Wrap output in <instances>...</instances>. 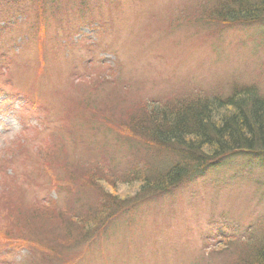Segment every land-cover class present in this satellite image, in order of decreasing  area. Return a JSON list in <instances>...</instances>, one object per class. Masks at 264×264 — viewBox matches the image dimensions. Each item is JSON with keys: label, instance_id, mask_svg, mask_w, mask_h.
<instances>
[{"label": "rangeland", "instance_id": "rangeland-1", "mask_svg": "<svg viewBox=\"0 0 264 264\" xmlns=\"http://www.w3.org/2000/svg\"><path fill=\"white\" fill-rule=\"evenodd\" d=\"M6 1L0 264H238L248 231L264 233V153L139 204L117 182L163 162L125 140L146 108L243 86L264 97V22L211 24L215 0H74L40 18L33 0ZM107 193L125 206L100 226Z\"/></svg>", "mask_w": 264, "mask_h": 264}, {"label": "trees", "instance_id": "trees-1", "mask_svg": "<svg viewBox=\"0 0 264 264\" xmlns=\"http://www.w3.org/2000/svg\"><path fill=\"white\" fill-rule=\"evenodd\" d=\"M70 1L74 2L33 0L32 5L37 12L33 11L38 18L52 15L61 6L70 5ZM76 3L78 6L85 5L78 0ZM6 4L10 5V1L0 0V6ZM14 5L19 7V1H14ZM204 7L207 8L208 22L214 25L228 27L264 22V0H215ZM37 16H30L28 20H36ZM229 93L226 97L197 94L196 97L178 99L175 103L168 102L162 107L146 108L139 118L130 119L128 127L125 125L131 134V137L125 136L127 143L131 142L135 147L140 145L146 150L152 144L165 150L161 167L160 158L156 160L160 169L151 167L144 175L129 173V169L122 181L117 182L125 186L134 185L131 187L136 191L131 200L133 204H139L150 194L171 192L181 185L192 183L202 178L208 169L221 167L227 161L264 153V97L253 86L234 87ZM111 196L107 193L102 202L99 201L104 208L113 207L100 226L114 219L116 210L124 201L119 198L111 201ZM256 229L257 226L255 230H249L241 242L244 244L238 248V264H264V233L262 229ZM84 251L82 249L77 257ZM28 262L29 259L24 258L18 264H34Z\"/></svg>", "mask_w": 264, "mask_h": 264}]
</instances>
